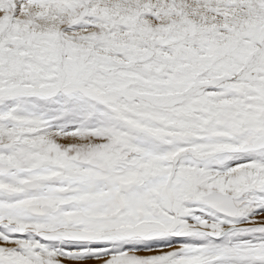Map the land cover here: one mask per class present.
Here are the masks:
<instances>
[{
  "label": "snow or ice",
  "instance_id": "obj_1",
  "mask_svg": "<svg viewBox=\"0 0 264 264\" xmlns=\"http://www.w3.org/2000/svg\"><path fill=\"white\" fill-rule=\"evenodd\" d=\"M0 264H264V0H0Z\"/></svg>",
  "mask_w": 264,
  "mask_h": 264
}]
</instances>
